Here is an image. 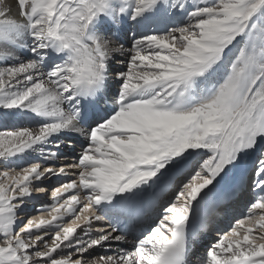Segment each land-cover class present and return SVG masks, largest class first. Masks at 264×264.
<instances>
[{"label": "snow or ice", "instance_id": "obj_1", "mask_svg": "<svg viewBox=\"0 0 264 264\" xmlns=\"http://www.w3.org/2000/svg\"><path fill=\"white\" fill-rule=\"evenodd\" d=\"M15 4L0 0V264H191L193 225L245 189L199 264H264V0ZM53 177L34 222V181Z\"/></svg>", "mask_w": 264, "mask_h": 264}, {"label": "bare ground", "instance_id": "obj_2", "mask_svg": "<svg viewBox=\"0 0 264 264\" xmlns=\"http://www.w3.org/2000/svg\"><path fill=\"white\" fill-rule=\"evenodd\" d=\"M6 2L9 4V5H11L12 6V15L13 16H16L17 15V8H16V4H15V0H6ZM125 32H127L128 33V35L130 36L131 35V32H130V30L129 29H127V28H125ZM125 43H127V40H125ZM10 126L12 127L13 125H11L10 124ZM0 127H2V125H0ZM66 153V152H65ZM29 154H31V153H29ZM66 154H68V153H66ZM70 155V154H69ZM35 156H38L37 154H32V156H31V158H32V160L30 159L29 161H25V159H23L22 161H18L17 162V164H18V166L20 165V164H27V163H31V162H33V161H37V160H34V158H36ZM254 156L255 155H253L252 157H249L248 159H247V166H248V169L250 168V166L252 165V164H254ZM37 158H40V157H37ZM61 162L60 161H57V164H60ZM5 169H2L1 171H4ZM54 178V177H53ZM64 180H70L69 178H64V177H62ZM55 179H57V178H55ZM46 180V182H45V184H44V181ZM45 180H43V181H39V182H36V181H34V183L35 184H39L40 186H42V187H44L45 188V191L47 190V188L49 187V185H51V188L49 189V191H53L56 187H59L60 186V182L59 183H57V184H55L53 187H52V185H53V182H52V180L51 179H45ZM45 191L44 192H38V191H36L35 189L33 190V192H32V197H33V199H32V201L30 202V207H27L26 209H25V216H27V217H29V218H32L33 220H34V222H39V219H45V220H50L51 219V217L50 216H48L47 214H46V212H44V211H41L40 209H42L43 207H45V206H47L46 204H41L40 203V201L38 202V200H39V198H40V196L43 194V196L44 195H46V193H45ZM254 195H255V193H254ZM51 196V195H50ZM51 198H52V196H51ZM35 202H37L38 203V210H33V212H30V211H28V213H27V209H29V208H31L32 207V203H35ZM246 202V200L244 201V200H240V204L241 205H243V203H245ZM47 203H49L48 201H47ZM52 203H53V198H52V201H51V204L49 205V206H51L52 205ZM240 205V206H241ZM232 208V207H231ZM238 211H236L235 213H231L230 211L228 212V214H226L227 216H226V219H225V226H227V224H228V222L235 216V214L237 213ZM26 213L28 214V215H26ZM67 221H68V223H66L64 226H73L72 224H71V218H69V217H66L65 218ZM234 223V222H233ZM217 230H215V231H213V232H210V235L211 236H219V238H220V236L222 235V234H224L225 232H227V231H223L222 229H218V228H216ZM198 237H201L202 238V231H199V232H197L195 235H193V240H194V242H197V240H198ZM217 240H215L214 242H210V243H207V241H200V242H198L197 244H194V250H193V252H192V255H191V257H190V262H191V264H199V261H200V259L202 258V256L205 254V251L208 249V248H210V246L213 244V243H215ZM198 244H200L201 246H204L203 248L202 247H198Z\"/></svg>", "mask_w": 264, "mask_h": 264}, {"label": "rangeland", "instance_id": "obj_3", "mask_svg": "<svg viewBox=\"0 0 264 264\" xmlns=\"http://www.w3.org/2000/svg\"><path fill=\"white\" fill-rule=\"evenodd\" d=\"M11 128V126L9 125V129ZM76 151L78 152L79 151V146H77V149H76ZM64 154H66V153H64ZM66 155H69V154H66ZM61 163H63L64 161H60ZM19 164V163H18ZM254 166H255V159H254V164L252 165V169L254 168ZM2 169H4V166L3 165H0V171L2 170ZM65 178V177H64ZM66 178H69L70 180L71 179H73L74 177H71V176H68V177H66ZM180 179H183V177H181ZM179 182V181H178ZM54 184H57V183H54ZM54 186V185H53ZM52 186V187H53ZM51 188V186H49L47 189H50ZM47 191V190H46ZM45 191V192H46ZM51 194L50 193H46V195H44L43 196V194L40 196V198H39V200H38V202L40 201V203L41 204H46L47 206H49L50 204H51V201H52V198H51V196H50ZM248 198L247 199H245L246 200V202L245 203H243V204H245V205H247L252 199H253V197H250V196H247ZM50 198H51V201H50ZM244 200V201H245ZM47 201L49 202V203H47ZM27 207H30V203H29V205L27 206ZM38 205H37V202L36 203H32V207L31 208H29L28 210L30 211V212H33V210H38ZM246 207V206H245ZM244 213V211L243 212H237L236 213V215L234 216V220H235V218H237V217H240L242 214ZM234 222V221H233ZM232 222V225L234 224ZM231 225V226H232ZM215 239V238H214ZM212 237H209V236H207L205 233H204V236L202 237V241L204 240V241H207V243H210V242H214L215 240H214ZM198 247H201V245H198Z\"/></svg>", "mask_w": 264, "mask_h": 264}]
</instances>
